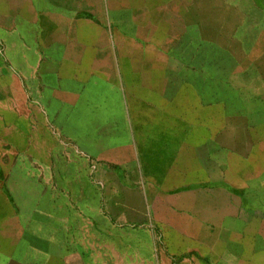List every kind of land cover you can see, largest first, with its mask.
<instances>
[{"label":"crops","instance_id":"1","mask_svg":"<svg viewBox=\"0 0 264 264\" xmlns=\"http://www.w3.org/2000/svg\"><path fill=\"white\" fill-rule=\"evenodd\" d=\"M237 44L245 45L244 98L231 93L238 91L231 83ZM0 94V108L31 126L18 130L3 114L6 128L37 141L39 150L46 136L63 144L83 158L82 170L72 165V173L112 172V154L115 172L147 165L166 173L153 176L161 186L188 188L195 132L211 164L208 183L234 187L243 174L246 189H264V0H0ZM131 125L150 127L143 139L135 131L126 139L114 134ZM80 187L86 188L76 176L65 186L74 193ZM54 216L40 235L53 252L36 254L37 264H90L81 253L70 255L61 241L67 230ZM78 216L91 226V211ZM23 241L21 235L5 242L2 264L36 262Z\"/></svg>","mask_w":264,"mask_h":264},{"label":"rangeland","instance_id":"2","mask_svg":"<svg viewBox=\"0 0 264 264\" xmlns=\"http://www.w3.org/2000/svg\"><path fill=\"white\" fill-rule=\"evenodd\" d=\"M231 47L236 59L231 63L236 71L231 83L238 90L237 95L231 93L244 98L241 90L246 83L245 45ZM17 67L9 63L8 69L18 71ZM193 74L189 72V78L198 83L201 79ZM14 95L18 100L19 93ZM0 113V116L7 114L10 125L18 130L21 127L30 130L31 126L21 124L19 114L16 116L5 108H0ZM1 122L0 264L5 262L2 249L11 237L20 240L23 235L24 252H30L35 261L39 252H53L40 235L43 225L48 223L45 220L54 215H59L62 229L67 230L61 241L68 245L70 255L81 253L90 264H264V189L255 183L246 189L243 174L237 175L234 187H228L224 180L220 186L208 183L207 170L211 164L202 156L203 147L196 144L195 132L189 140L188 188H180L177 187L180 183L161 186L153 176L162 179L166 173H151L147 165L140 172H115L113 162L117 157L112 154L109 157L114 165L112 172H93L90 177L81 171L83 158L70 155L63 144L60 148L46 136L39 150L37 141L21 138ZM149 127L122 126L125 135L122 131L114 134L120 133L126 139L127 133L135 131L143 139L142 134H147ZM30 137H36L35 133ZM140 143L143 154L144 141ZM128 160L132 162V157ZM72 165L81 170L70 172ZM197 165L201 166L200 171ZM43 166L48 170L43 171ZM75 176L86 188H77L74 193L65 186ZM69 196L76 197L77 204L70 203ZM84 210L92 213L91 226L88 220L85 225L79 219L78 214ZM214 232L218 235L213 236ZM59 254L66 256V249L62 248Z\"/></svg>","mask_w":264,"mask_h":264}]
</instances>
